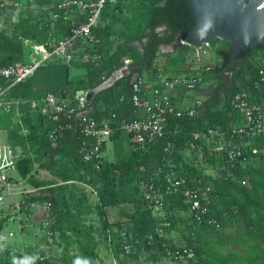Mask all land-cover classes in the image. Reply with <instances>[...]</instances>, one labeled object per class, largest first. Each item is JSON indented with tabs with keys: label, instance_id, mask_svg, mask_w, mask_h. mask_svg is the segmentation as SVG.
I'll use <instances>...</instances> for the list:
<instances>
[{
	"label": "trees",
	"instance_id": "16d2710c",
	"mask_svg": "<svg viewBox=\"0 0 264 264\" xmlns=\"http://www.w3.org/2000/svg\"><path fill=\"white\" fill-rule=\"evenodd\" d=\"M60 1L0 0V18H8L10 27L9 31L0 28V67L23 60L24 46L19 36L36 42L56 41L68 35L71 21L86 20L84 14L68 17L63 10L56 18H51V8H42ZM193 24L188 0H105L91 29L94 41L85 43L100 55L98 66L81 63L77 57L70 64L57 59L37 68L30 78L8 91L10 98L37 97L46 91L65 89L75 93L97 87L124 65V58L140 62L112 86L98 91L91 100L92 115L98 120L109 119L113 128L110 137L113 157H105L99 168L82 159L78 151L79 132H62L53 146L43 118H29L25 113L23 118L28 126L25 135L8 114L0 118V128L6 129L7 139L22 149L17 164L20 172L24 176L29 174L32 162L36 161L53 176L49 180H38L33 175L29 178L31 185L46 187L33 199L48 200L56 216L55 228L60 234L58 261L51 257L44 264H101L100 246L116 264H130V261L142 264L138 261L141 256L149 264H157L165 259L163 243L171 248L177 244L193 245L194 255L188 264H264V135L239 139L229 132L230 123L241 122L240 114L230 103L236 92L246 91L252 100L264 99V82L257 88L253 86L259 71L264 70V44L243 49L232 58L229 41L212 39L209 45L214 47L219 62L202 68L199 74L203 83H216L217 86L212 94L204 96L195 115H169L165 135L143 146L131 142L130 135L121 129L123 120L137 119L130 99L134 74L143 77L146 83L154 81L155 84H158V69L169 75L179 74L193 46L186 42L166 53L160 52L159 46L174 41L177 33L184 40L187 29ZM160 55L165 62L157 66ZM73 67L85 68V73L72 76ZM230 71L233 77L228 83L225 79ZM3 83L0 76V85ZM209 126H220L223 138H232L245 145V160L237 161L228 176H225L228 166L222 153L211 149L218 138L199 143V162L193 160L196 151L191 152V157L187 155L186 161L183 159L189 134ZM167 143H171L170 152L164 151ZM158 164L170 166L177 174L187 177L188 185L200 178L203 184L212 186L215 202L201 222L195 223L180 192L165 195L158 211L148 206L141 193L142 184L149 179L152 166ZM209 166L216 169V175L207 172ZM78 183L92 187L97 199L91 198ZM108 207L118 208L122 217L109 221ZM92 214H96L97 223L92 221ZM212 220L218 222V228ZM123 226L133 236L161 227L164 236H155L152 244L125 255L118 235ZM2 227L3 220H0V230ZM108 229L112 235V255L107 243ZM176 231L182 235L181 243L170 236ZM3 246L0 264H37L33 257L25 258L10 245Z\"/></svg>",
	"mask_w": 264,
	"mask_h": 264
},
{
	"label": "built area",
	"instance_id": "2783aa9c",
	"mask_svg": "<svg viewBox=\"0 0 264 264\" xmlns=\"http://www.w3.org/2000/svg\"><path fill=\"white\" fill-rule=\"evenodd\" d=\"M105 0H62L48 7L51 18H56L60 11L68 14L78 10L85 14L86 20L82 22L71 21L68 35L60 40L49 39L44 42H33L29 38L19 36L23 45L28 47V62L16 61L0 67V76L5 83L0 85V118L8 114L9 118L19 124L20 133H28V126L24 121V114L32 118H43V123L48 124L47 136L53 146L62 132L70 130L79 132L81 140L79 153L84 161L91 162L96 168L105 158L104 146L110 141L113 128L109 119L98 120L92 115L91 100L88 98L91 89H82L75 93L69 90L47 91L37 97L10 98L8 91L16 84L25 81L33 75L39 67L57 59L70 64L76 56L85 63H91L96 67L100 55L87 48L85 43H92L94 36L92 27L100 13ZM67 17V18H68ZM208 47L209 44H204ZM132 60L124 58L125 67ZM103 79L102 82H104ZM146 83L145 79L136 75L131 84V102L135 109H141L142 114L135 120H123L121 129L130 135L131 142L143 146L146 142L163 137L166 133L167 117H181L183 115L193 116L202 106L203 100L197 99L191 106L179 109L172 103V93L176 88L184 90H196L202 82L199 73L173 74L157 70L156 82ZM264 82V70L259 71L258 77L254 80V88ZM231 106L241 116L239 124L230 123L229 132L231 135L242 139L249 135H264V99L261 101L249 99L246 91L236 92L231 101ZM6 131L1 129L0 132ZM223 131L220 126H209L205 129L196 130L189 134L186 145L189 150L196 151L194 162L200 161V142H210L218 138L212 146V150L222 153L228 168L225 169V176L235 168L237 161H244V144L234 141L232 138H223ZM171 143H167L164 151L170 152ZM22 155L19 145H12L8 139L2 141L0 138V220H3V227L0 230V249L5 244L10 245L14 251L23 257H33L37 264H44L50 260L54 250L58 249L60 243L59 231L55 228L56 216L48 200L33 199L46 187H35L30 184V175L38 180H49L53 176L39 167V163L32 162V169L24 176L18 167V160ZM144 169V166L141 167ZM61 183L60 181H58ZM190 181L187 177L179 175L172 167L162 165L152 166L151 175L142 184V196L148 206L153 210L162 208L165 195L180 192L188 203L189 213L195 223L201 222L209 207L215 202L212 194V186L203 184L200 178ZM83 185L90 196L97 199L96 191L87 184ZM39 209L42 216L34 218V211ZM218 228L216 220H212ZM11 225V226H10ZM30 232L34 238L33 244L24 243L22 246H11V240L19 235ZM107 243L111 252L112 235L107 230ZM119 241L123 254L130 255L143 249L145 245L152 244L154 237L164 236L163 229L156 227L154 232L142 235H131L123 226L119 230ZM165 259L173 264H188L193 258V245L177 244L171 248L163 243ZM113 264H116L113 259Z\"/></svg>",
	"mask_w": 264,
	"mask_h": 264
},
{
	"label": "water",
	"instance_id": "95a60500",
	"mask_svg": "<svg viewBox=\"0 0 264 264\" xmlns=\"http://www.w3.org/2000/svg\"><path fill=\"white\" fill-rule=\"evenodd\" d=\"M188 5L194 24L187 29L184 40L177 33L174 41L167 44L172 49L186 42L200 47L219 38L230 42V56L235 58L243 49L264 44V0H188ZM138 65L140 62L132 61L116 69L104 82L89 91L88 98L92 99L98 91L112 86ZM216 86L211 85L209 92L205 93H212Z\"/></svg>",
	"mask_w": 264,
	"mask_h": 264
},
{
	"label": "crops",
	"instance_id": "0c3cea01",
	"mask_svg": "<svg viewBox=\"0 0 264 264\" xmlns=\"http://www.w3.org/2000/svg\"><path fill=\"white\" fill-rule=\"evenodd\" d=\"M77 13H79V14H83V13H80V11H78V10H75V11H73L72 12V14L70 15V16H73L74 14H77ZM85 15V14H84ZM27 38V37H26ZM29 38V37H28ZM30 40H32L33 42H36L35 40H33L32 38H29ZM37 43V42H36ZM24 46V45H23ZM210 46V45H209ZM87 48L90 50L91 48H89L88 46H87ZM177 48V47H176ZM175 48V49H176ZM175 49H172V47L171 46H169V45H167V44H162L160 47H159V50H160V52H170V51H173V50H175ZM191 49H193V47L191 48ZM197 49V48H196ZM29 48L28 47H25L24 46V53H25V56L23 57V60H19V61H22V62H28L29 61V59H28V55H29ZM195 50V49H194ZM93 52V51H92ZM255 56H257V55H255ZM77 57V59L81 62V63H85L84 61H82L80 58H79V56H76ZM16 62V61H15ZM165 62V59H164V57L163 56H159L158 58H157V60H156V65L157 66H162V64ZM219 62V59L216 57V59H215V63L217 64ZM53 63V61L52 62H50V63H48L47 65H50V64H52ZM99 64V63H98ZM47 65H45V66H47ZM209 64H207V65H205V66H203V68L204 67H207ZM45 66H42V67H45ZM98 66V65H97ZM76 69H79V68H77V67H73V68H71V70H70V73H71V75L72 76H80V75H83L84 73H85V68H81V69H83L84 70V72L82 73V74H77L76 73ZM202 68H198L197 66H196V63H194V60L192 59V58H190L189 57V53H188V56H187V60L185 61V63L181 66V70L179 71V72H177V73H179V74H191V75H194V74H197V73H199V70H201ZM170 72H172V71H170ZM176 73V72H175ZM137 74H134V76H133V78L136 76ZM173 75V74H172ZM124 76V75H123ZM145 78L147 77V76H144ZM226 77H227V79H225V81L226 80H228V83L230 82L231 83V80H232V77H233V73L230 71V72H228V73H226ZM30 78V77H29ZM51 79H55V77H51ZM151 82V84L152 83H154V81H150ZM49 83H51L50 81H49ZM214 84H216V83H214ZM211 85H213V84H211ZM211 85H208L207 84V82H205V83H203V84H201L196 90H184V89H182V88H176L174 91H173V93H172V103L174 104V106L175 107H177V108H179V109H184V108H186V107H189V106H191L197 99H201V100H203L204 99V96H207V95H210V94H212L211 92L210 93H205V92H209V87L211 86ZM58 91V90H57ZM214 91V90H213ZM47 92V91H46ZM136 110V109H135ZM136 114H137V117L138 116H140L141 114H142V110L141 109H137L136 110ZM108 143H110V141L108 142ZM107 144V143H106ZM106 145L104 146V154H105V157L106 158H108V159H110L109 158V156H108V154H107V150H106ZM188 152H193L192 150H189V149H186ZM183 159H185V161L188 159L187 158V152H185L183 155ZM194 160V159H193ZM93 199H95L94 197H93ZM112 209H114V208H112ZM42 216V214H41V212L39 211V209H36L35 211H34V218H40ZM120 217H122V215L120 214ZM109 221H113L112 219L111 220H109ZM11 226V225H10ZM15 241H18L17 243H15ZM11 246L12 245H15L16 247H19V246H22L24 243H28V244H33V242H34V238H33V236H32V234L30 233V232H27L26 234H24V235H19L18 234V236L17 237H15L14 239H12L11 241ZM58 250L57 249H55L54 250V253H56ZM54 253H53V255H52V257L54 256Z\"/></svg>",
	"mask_w": 264,
	"mask_h": 264
},
{
	"label": "rangeland",
	"instance_id": "374dc122",
	"mask_svg": "<svg viewBox=\"0 0 264 264\" xmlns=\"http://www.w3.org/2000/svg\"><path fill=\"white\" fill-rule=\"evenodd\" d=\"M0 28H3V29L8 30V31L10 30L8 18H0ZM219 44L220 43H217L216 45H219ZM188 53H189V57L194 60V63H196V66L199 69L203 68V66H205L207 64H209V65L215 64V59L217 57L215 49L212 45L206 47L203 44L202 46L198 47L197 49L193 47V49H190V51ZM83 72H84V70L81 68L76 69L77 74H82ZM1 129L2 128H0V130ZM0 138L2 141H5L7 139V134L1 131L0 132ZM106 146H107L106 147L107 154H108L109 158L112 159L113 150H112L111 143H107ZM186 152H187V155L189 157H191V151L190 152L186 151ZM207 172L209 174L216 175V169L211 167V166L207 167ZM112 208L113 207L107 208L108 220L112 219L113 221H115V220L120 219L121 217H120L118 208H114V209H112ZM156 210L158 211L160 209H155L154 211H156ZM91 219L94 223L98 222V218H97L96 214H92ZM171 235H173L174 241L176 243H181L182 235L180 234V232L176 231V232H173L172 234H170V236ZM17 242L18 241H15V243H17ZM99 254H100V260L102 261L101 264H113V260L109 259V257H107L105 255V250L102 246H100V248H99ZM58 256H59V253L57 251L56 253H54L53 258L54 259L57 258V261H58ZM139 259H138V261L140 263L149 264V262L145 260L144 256H141ZM130 264H136V262L130 261ZM157 264H173V263H171L167 259H163L162 261L158 262Z\"/></svg>",
	"mask_w": 264,
	"mask_h": 264
}]
</instances>
